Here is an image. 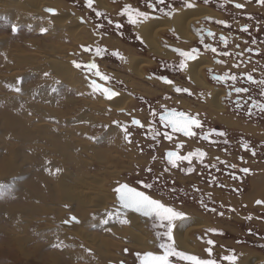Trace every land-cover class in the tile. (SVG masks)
<instances>
[{"label":"flooded vegetation","instance_id":"obj_1","mask_svg":"<svg viewBox=\"0 0 264 264\" xmlns=\"http://www.w3.org/2000/svg\"><path fill=\"white\" fill-rule=\"evenodd\" d=\"M64 1L70 10L76 12L74 15L70 11L77 22L84 25L87 34L93 40L82 48L84 51L88 49L85 51L89 56L86 57L88 59L86 65L94 62L97 64V69L89 72L86 67H82L79 71L86 73L88 82L95 80L103 87L122 91L134 101L135 108L118 112H125L122 116H127L126 121L120 120V124L127 125L128 128L131 143L125 140L127 146L137 151L144 162L132 163V168L135 170L129 177L130 180L135 178L132 182L115 183L111 191L114 198L116 197L114 188L121 183H127L137 190L151 193L153 198L160 199L161 202L184 212L187 216L194 212L202 214L207 221H210L208 222L211 226L194 234L196 244L201 245L200 251L188 253L182 250L176 243L173 232L177 249L188 254L197 255L201 259H215L217 264H229L222 257L233 253L236 257L235 264H239L245 256V250L264 257V229L251 225H255L256 221L246 216L244 220L241 219L245 223L243 226L245 234H241L239 230L241 226L236 223L235 218H231L232 215H228V213L238 215L241 211L248 210L250 205H253L254 209L260 207L264 209V204L256 203L262 201L261 199L251 204L243 202V198L247 196L246 191L252 190V179L264 174V112L253 106L264 104V96L260 95L264 86L252 84L247 80L248 75L256 81L264 80V4L259 3L258 0H208V2L165 0L163 4L157 3V0H106L107 9L99 7L94 0L91 8L88 7L87 0ZM187 3H192L193 7H185ZM238 3L242 7L237 8ZM149 4L153 5L155 10L149 7ZM126 5L134 10L147 12L153 17L149 21L166 20L172 23L174 16L197 8H202L207 14L189 24L192 39L181 38L177 33L176 23L170 24V28L158 38V44L170 56H156L142 36V31L146 28L142 26L149 21L138 25L130 24L127 16L121 15ZM164 13H172V15L169 17ZM117 24L121 27L117 28ZM245 27L248 29L247 32L243 31ZM221 37H224L225 42L221 41ZM106 40L118 42V47H109ZM97 47L105 50L99 56L95 54ZM211 48H215L216 52H212ZM174 49L197 50L196 58L186 61L185 69L180 70L178 65L183 58ZM114 53H119V57ZM135 61L148 62L146 63L148 66L142 69L145 74L144 79L137 78L129 68V65L132 66ZM197 63L204 65L201 76L205 87L197 86L190 75L194 64ZM113 64L126 74L131 84L151 89L152 94L155 95L144 96L134 92L125 79L122 80L116 73L105 70V65ZM97 70L110 79L101 80L99 76L94 75ZM225 75L229 77L226 81L216 79ZM233 75L237 76L235 82L230 79ZM164 79H170L174 84H165ZM174 87L188 91L177 93L173 90ZM235 87L248 88L249 92L237 94L234 91ZM189 92L191 95L188 94ZM219 93L222 94L221 111L213 109L211 104ZM165 108L197 116L202 123V129H195L197 132L195 137H184L181 133L172 132L170 127L166 128L159 120ZM153 112L156 113L155 116L152 115ZM133 119L140 120L142 126L133 125L131 123ZM154 132H158L159 135L154 137ZM164 132L169 133L171 140L164 138ZM219 132L225 135L223 137L216 135ZM208 133L211 135L205 140L203 136ZM178 145L182 146L178 147ZM244 145L248 146L247 149ZM169 151L176 152L178 156H187L189 153L200 151L205 155L203 158L193 156L191 164L186 160H178L173 167L167 159ZM253 151L255 155H252ZM231 165H236V168H232ZM240 168H248L250 172L243 173L239 171ZM142 182L155 183L156 186L152 189H144ZM217 192L222 194L219 195ZM114 203L115 205L110 208L112 207L115 213L119 205L115 199ZM193 206L198 210L191 208ZM119 210L125 214L129 212ZM262 212L264 214V211ZM131 213L140 218L145 225L144 228L151 235V248L147 251L129 249L130 251L127 250L125 254L130 258L124 257V261L118 264H140L137 254L141 257L147 252L162 254L159 244L165 240H158L157 233L163 232V229L158 228L154 220L139 213ZM212 213L230 222L215 226L216 224L211 221ZM258 218L264 216L259 215ZM259 223L264 224V221H258ZM209 229H215L219 234ZM238 234L241 238H236ZM218 236L221 239L217 240ZM209 239L215 241L214 246L206 243ZM208 247L213 249L211 257L205 251ZM240 254H243V257H240ZM172 259L175 262V258ZM176 264H186V262H176Z\"/></svg>","mask_w":264,"mask_h":264},{"label":"rangeland","instance_id":"obj_2","mask_svg":"<svg viewBox=\"0 0 264 264\" xmlns=\"http://www.w3.org/2000/svg\"><path fill=\"white\" fill-rule=\"evenodd\" d=\"M44 1L48 2V0ZM58 4L68 8V13L71 16L70 18L71 20H74V15L76 12L74 10H70L69 6L64 0H58L56 5ZM52 9H55L58 13H66L65 10L62 11L57 8ZM70 11H72L74 15H71ZM42 12L48 16H51L50 14L45 13L46 11ZM186 13L188 12H182V16ZM164 23L171 24L166 20ZM189 24L184 23L185 31L189 30ZM14 25L18 28L17 32L15 33L12 31V26ZM42 28H46V25L44 21L40 20L38 16H28L25 14L22 16L17 14V12L10 10V8L0 6V185H4L3 188H0V264H118L120 261H124V257L130 258V256L125 254L126 249L128 252L130 250H135L128 245H123V242L121 244V239V241L119 240L120 242L117 239L114 241V243H112V239L106 235L105 237L103 236L105 231H101L99 227H88V233H90V235L93 237L94 242H99L98 244H100L99 247H96L94 244V246L92 245L90 247L84 244L83 241H79L76 238H71L69 235L64 233V224L62 225L61 220H65L68 217L73 216L77 208L75 203H69L68 198L70 199L71 193L74 198L75 196L78 199L80 197L77 194L79 193L77 188H64L62 185H64L63 182H70L72 186H76L77 183V185H79V183H81L84 179L83 175H87V179H89V177L92 179L90 180L91 183L89 182L91 185H94V183H92L94 179L103 181V187L106 196L109 198H114V196L111 194V191L112 187L115 186V183L120 181L132 182V180L135 179L131 178L130 180L129 178L131 174L135 172V170L132 168V163L137 161L140 164L144 162V159L139 157L137 151L134 149L132 150L127 146L124 133L119 130L116 124L113 123V121L117 120L119 122L120 120H127L126 115L122 116V114H125V112L118 111L131 110L135 108L134 101L130 99V97L124 95L122 91H119L120 95H124L126 98H129L128 105L130 106L123 107L120 110H114L113 108L107 107L106 105L97 102V94L101 97L103 96L100 92H93L92 90L93 93L86 92L83 94L82 89L80 88H70L69 86H62L52 83L53 80L50 78L51 75L49 74L47 77H45L43 67H41L45 63H41V61L45 60L46 57L61 59V61H63L64 57L65 61L63 62H65V64L67 62L69 67H72L75 72L79 73L78 75L81 76L83 81L85 80L88 82L86 73L79 71L78 68L74 67L73 61H76L81 65H86V61L88 60L86 57L88 58L89 56L83 50L82 46H87L93 40H88L86 38V40L82 42H77L76 40L63 34V32H59L58 37L53 36L51 32L49 33V30L46 32H41ZM57 51L60 52V54H57ZM155 55L162 56L157 54ZM36 59L38 60L36 61ZM23 60L25 62H23ZM36 62L38 65L35 64ZM146 63L148 62L145 61V64ZM104 68L111 73H116L117 76L122 80L125 79L126 83L132 87L134 92H139L144 96H150L152 94L151 89L144 88L138 84H131L129 82V78H126V74L115 64L109 66L105 65ZM38 69L40 70L38 71ZM142 69H140L136 74L134 73V69L132 72L137 78L144 79L145 74ZM200 79L203 80L202 77H200ZM19 80L23 81L22 84L18 85L21 87L22 91L17 93L13 90V88L17 86V82ZM32 93L34 94L32 95ZM102 101L105 103L109 100L105 97L103 100L102 97ZM213 109L217 110L216 108ZM118 115L120 117H118ZM27 125L30 126L28 127ZM35 125L37 127H35ZM242 128L244 127L242 126ZM52 138L53 140L55 138V141H53ZM63 147L64 149H62ZM40 149L44 150L41 151ZM34 154L36 155L34 156ZM59 154L63 155V157H61ZM45 162L47 163L46 165ZM44 168L46 169L44 170ZM57 169H59V172L56 171ZM33 172L36 175H34ZM38 173L43 178V180L40 176H38ZM45 173L48 175H44ZM35 176H38V182L36 181ZM256 178L257 177L254 179ZM254 179H252V181ZM50 180L53 182L51 183ZM28 185L31 186L29 187ZM30 188L32 191L29 190ZM252 190L246 191L247 196L248 194L252 196ZM217 193L219 195L222 194L221 192ZM53 195L55 198L51 197V199L50 196ZM31 199L33 201H31ZM259 199L264 201L262 198ZM75 200L78 201L77 199ZM33 202L37 204H34ZM237 202L240 203V201ZM113 203L114 201L107 207V210L110 212L112 211L110 206L115 205V203ZM248 204L251 203L248 202ZM42 206H44L43 211H41ZM252 206L253 205H250L248 210L241 211V213H238V215L228 213V215H232L231 218H235L236 223L241 226L239 229L241 234H245V228L243 227L245 226V223L241 221V219L244 220V217L246 216H248L247 218L251 217L256 221L255 225H251L256 227L260 226L264 229L263 223H259L260 225L258 224V221H264V218H258L259 215L264 216V214H262L264 209L262 207L254 209V206ZM191 208L198 210L195 206ZM64 210L67 212L65 213ZM34 212L38 214L36 215ZM192 214L195 216L199 215V219H202L206 222L209 221H207V219L198 212L197 214L196 212ZM210 216H213L211 221L213 224H216L215 226L230 222L229 220L220 219L217 214L212 213ZM28 217L36 219L31 220V218L29 219ZM223 217L226 218L225 216ZM44 222L46 224H44ZM74 224L79 225L80 223ZM177 224L178 223H176V226ZM202 229L203 228L198 229L196 232L188 235L189 240L192 241L191 243L196 249L198 248L199 251L201 245H198L199 243L196 244L193 236ZM31 230L35 231L31 233ZM18 231H20V235L17 236ZM175 231L176 228L174 230V234ZM15 236H21L18 238V243L20 245L23 244L22 246L24 249L22 246H18ZM236 238H241L240 234H238ZM43 239L44 241H42ZM218 239L221 238L218 236L217 240ZM49 240L52 242H48ZM106 241H110L111 243L109 248L104 246ZM71 242L76 243L77 245L73 246L71 245ZM58 244L61 246L56 247L55 245ZM112 245H114L113 248L116 247V249H112ZM119 245L121 246L119 247ZM61 248L62 250H60ZM59 250L61 252H59ZM74 251L78 256L72 257V259L69 258L68 253L71 254ZM244 252V257H247L250 253H252V251L247 250ZM49 253H51V255ZM255 254L260 256L262 259L264 258L257 253ZM100 255L101 257L99 258ZM240 257H243V254H240ZM244 257L242 259H244Z\"/></svg>","mask_w":264,"mask_h":264},{"label":"bare ground","instance_id":"obj_3","mask_svg":"<svg viewBox=\"0 0 264 264\" xmlns=\"http://www.w3.org/2000/svg\"><path fill=\"white\" fill-rule=\"evenodd\" d=\"M58 0H48V2L44 1V0H0V6L1 7H7L10 8V10H13L15 12H17V14L22 15H28V16H38L40 18V20H43L47 30H49V33L51 32L53 36H58L59 32H63V34L67 35L68 37L76 40L77 42H82L84 40H86V38L92 39V37H90L87 34L86 29L84 28V25L79 24L77 22V20L74 18V20H71V16L68 13V8H65L63 6H60L59 4L56 5V2ZM62 1V0H59ZM95 4H98L99 7L101 8H107V4H106V0H94ZM52 9V8H57L60 10H67L66 13H58L56 11V15H51L48 16L46 14H44L42 11H45V9ZM108 9V8H107ZM9 12V11H7ZM186 14H184L182 16V12L176 16H174V22L176 23V30L178 35H181V38L183 39H192V35L189 32V30L185 31L184 30V23H192L195 20H198L201 17L206 16V12L200 8H197L196 10H186ZM182 16V17H181ZM75 17V16H74ZM189 20V21H188ZM186 21V22H185ZM155 22V23H154ZM174 22H170L171 24H174ZM170 24H166L164 23V21H149L147 23H144L142 27H146L143 31H142V36L146 41V44H148L149 49L154 52L157 55H168L170 56V54H167L164 50H162V48L160 47V45L158 44V37H160V35L166 31L167 28L169 27ZM142 29V28H141ZM141 32V31H140ZM59 37V36H58ZM85 37V38H84ZM113 40H106V43L109 44V47H118V42H112ZM18 45V44H17ZM125 47V46H124ZM17 48V47H16ZM34 48V47H33ZM111 49V48H110ZM115 49V48H114ZM122 50H124L123 48H121ZM120 50V49H119ZM121 50V51H122ZM127 51V50H124ZM167 51V50H166ZM129 52V51H128ZM133 52V51H132ZM12 53V52H11ZM57 54H60V52H56ZM134 53V52H133ZM17 56V55H16ZM20 56V55H19ZM25 56V55H24ZM137 56V55H136ZM27 57V56H26ZM33 57V56H32ZM172 57V56H171ZM29 58V57H28ZM10 59V58H9ZM17 59V58H16ZM15 59V60H16ZM35 59V58H34ZM135 59V58H134ZM133 59V60H134ZM18 60V59H17ZM27 60V59H25ZM29 60V59H28ZM33 60V59H32ZM38 59H36L37 61ZM137 60V59H136ZM140 60V59H139ZM142 60V59H141ZM199 60V59H198ZM8 61V60H7ZM35 61V60H34ZM41 61V59H40ZM63 61H65L64 57H63ZM61 61V59H55L52 57H46L45 60L41 61V63L45 62L43 66V71L44 73L47 72L51 75V80L52 83L55 84H59V85H65V86H69L70 88L72 87H77L82 89L83 94L86 92H92V88L89 87V82H86L85 80L83 81V79H81V76H79L78 72H75V70L72 69V67H69L66 62ZM197 61V60H196ZM9 62V61H8ZM23 62H25L23 60ZM132 62V61H131ZM199 62V61H198ZM202 62V60H201ZM13 63V62H12ZM130 63V62H129ZM191 63V62H190ZM195 63V62H194ZM16 64V63H14ZM34 64V63H33ZM36 65H38V63H35ZM208 64V63H207ZM20 65V64H18ZM25 65V64H23ZM40 65V64H39ZM17 66V65H16ZM130 69L133 71L134 69V73L136 74L140 69H142L144 66H148V64H145V61H135L133 62V65H129ZM8 68V67H7ZM192 68V66H191ZM204 68V65L197 63L194 64L193 67V71L191 72L190 75H192L191 77L193 78V80L196 82L197 86L199 87H205V83L203 80L200 79L201 76V71ZM14 69V68H13ZM42 69V68H40ZM38 69V71L40 70ZM13 71V70H11ZM29 72V71H28ZM37 72V71H36ZM35 72V73H36ZM41 73V72H40ZM33 74V73H32ZM5 75V74H3ZM31 75V74H30ZM37 75V74H35ZM12 76V74H11ZM19 76V75H18ZM9 77V76H8ZM14 77V76H13ZM12 78V77H11ZM219 91V90H218ZM217 91V92H218ZM93 93V92H92ZM34 93H32L33 95ZM26 95V94H25ZM93 95V94H92ZM221 93L216 94V96L214 97V99L211 101L212 107L216 108L218 111H221V105H220V97H221ZM36 97V96H35ZM103 100H104V96ZM102 97L100 95L97 94L96 96V100L97 102L106 105L107 107L113 108L114 110L117 109H122L123 107H129L130 105H128V101L129 98H126L124 95H118L116 97H114L111 101H107V102H103L102 101ZM131 99V98H130ZM7 101V100H6ZM9 102V101H8ZM102 106V105H101ZM131 109V108H130ZM124 111V110H123ZM10 113V112H7ZM10 115V114H8ZM11 116V115H10ZM7 117V116H6ZM21 118V117H20ZM84 118V117H83ZM23 120V119H22ZM12 121V120H11ZM27 121V120H26ZM31 121V120H29ZM32 123V122H31ZM22 124V123H21ZM34 125V124H33ZM55 125V124H54ZM28 126V125H27ZM30 126V125H29ZM28 126V127H29ZM7 127V125H6ZM35 127H37L35 125ZM26 128V127H25ZM34 128V126H33ZM31 128V129H33ZM37 130V128H36ZM38 131V130H37ZM44 131V130H43ZM35 133V132H34ZM65 133V132H64ZM67 134V133H66ZM65 134V135H66ZM35 136V135H34ZM69 136V135H68ZM31 137V136H30ZM36 137V136H35ZM47 137V136H45ZM44 137V138H45ZM71 138V137H70ZM53 140V138H52ZM66 140V139H65ZM55 141V138L54 140ZM31 142V141H30ZM49 143V142H48ZM59 143V142H58ZM61 145V144H60ZM33 146V145H32ZM35 146V145H34ZM37 146V145H36ZM40 146V145H38ZM59 146V145H57ZM19 148V147H18ZM32 148V147H31ZM36 148V147H35ZM56 148V147H55ZM60 149V148H59ZM57 149V150H59ZM64 149V147L62 148ZM72 149V148H71ZM75 149V148H74ZM23 150V149H22ZM35 150V149H32ZM41 151H43L42 149H40ZM25 151V150H24ZM31 151V150H30ZM46 151V150H45ZM68 151V150H67ZM76 151V150H75ZM52 152V151H51ZM64 152V151H63ZM73 152V151H72ZM12 153V150H11ZM27 153V152H25ZM38 153V152H37ZM54 153V152H53ZM23 154V153H22ZM21 154V155H22ZM41 154V153H40ZM49 154V153H48ZM36 154H34L35 156ZM38 155V154H37ZM54 155V154H53ZM56 155V153H55ZM54 155V156H55ZM61 155V154H59ZM49 156V155H48ZM57 156V155H56ZM41 157V156H40ZM61 157H63V155H61ZM14 158V157H12ZM33 158V157H32ZM35 158V157H34ZM36 159V158H35ZM43 159V158H42ZM45 159V158H44ZM52 159V158H51ZM102 159V158H101ZM34 160V159H33ZM46 160V159H45ZM66 160V159H65ZM22 161V160H21ZM25 161V160H24ZM43 161V160H42ZM47 161V160H46ZM52 161V160H51ZM40 162V161H39ZM33 163V161H32ZM43 163V162H42ZM6 164V163H5ZM26 164V163H25ZM47 163L45 162V165ZM4 165V164H3ZM52 165V164H51ZM55 165V164H54ZM63 166V165H62ZM1 167V166H0ZM41 167V165H40ZM46 167V166H45ZM51 167V166H50ZM1 169V168H0ZM43 169V168H42ZM46 168H44L45 170ZM40 170V169H39ZM52 170H53V166H52ZM83 170V169H82ZM3 171V170H2ZM30 172V171H29ZM32 172V171H31ZM37 172V171H36ZM43 172V171H42ZM45 172V171H44ZM63 172V171H62ZM61 172V173H62ZM2 173V172H1ZM30 174V173H29ZM34 174V172H33ZM53 174V173H52ZM36 175V174H34ZM33 175V177H34ZM44 175H48V174H44ZM67 175V174H66ZM19 176V174H18ZM27 176V175H26ZM29 176V175H28ZM32 176V175H30ZM38 176L39 173H38ZM37 176V177H38ZM84 179L82 180L81 183H79V185L76 186H72L70 182H63L64 185H62L64 188L65 187H74L77 188V190L79 191V193H77L79 195V199L75 196L72 195V193L70 194V199L69 203H75L76 204V210H75V214L74 216H76L77 218H79L80 224L76 225L74 223H72L71 225H66L63 223L64 220H61L62 225H63V230L64 233L69 235L71 238H76L79 241H83L84 244L88 245V246H92L93 244L96 247H99L100 244H98L99 242H94L93 237L90 235V233H88V227H99L101 229V231H105L103 233V236L105 237V235L107 237H109L110 239H112V243H114V241H116L118 239V241H121V244L123 242V245H128L132 248H134L135 250H141V251H147L151 248L150 245V241L152 240L151 235L149 234V232L147 231L143 222H141L140 218L134 214H132L131 212L126 214V218L128 220V223L121 225L118 220L115 218V213L112 211L114 218L112 220L109 221V223L107 225H105L103 223L104 219H107V213L110 212L109 210H107V207L110 203H112L114 201L115 198H109L108 196H106L105 192H104V187H103V181L98 180V179H94L92 181V183H94V185H91L90 183V177L89 179H87V175H83ZM119 176V175H118ZM36 177V176H35ZM37 177L35 178L37 181ZM41 177V176H40ZM31 178V177H30ZM42 178V177H41ZM40 178V179H41ZM58 178V177H56ZM61 178V177H60ZM23 179V178H22ZM25 179V177H24ZM32 179V178H31ZM39 179V178H38ZM46 179V178H45ZM66 179V178H65ZM43 180V178H42ZM62 180V178H61ZM89 180V181H88ZM28 181V180H27ZM33 181V180H32ZM35 181V180H34ZM51 181V180H50ZM38 182V181H37ZM53 181H51L52 183ZM90 182V183H89ZM34 183V182H33ZM40 184V182H39ZM44 184V182H43ZM74 184V183H73ZM38 185V184H37ZM45 185V184H44ZM56 185V184H55ZM54 185V186H55ZM29 186V185H28ZM31 186V185H30ZM29 186V187H30ZM252 186H253V190L251 192V195L245 196L243 198V202L246 203H252V200L254 201L255 199H259L262 198L264 200V175H261L259 177H257L256 179L253 180L252 182ZM38 187V186H37ZM45 187V186H44ZM40 188V187H38ZM63 188V189H64ZM45 189V188H44ZM49 189V188H48ZM29 190L32 191V189L30 188ZM74 190V189H72ZM48 191V190H47ZM62 191V190H61ZM64 191V190H63ZM51 192V191H50ZM17 193V191H16ZM28 193V192H27ZM40 193V191H39ZM38 193V194H39ZM30 194V193H29ZM49 194V192H48ZM47 194V195H48ZM41 195V194H40ZM51 195V194H50ZM68 195V194H67ZM76 195V194H74ZM46 196V195H45ZM28 197V195H27ZM41 197V196H40ZM39 197V199H40ZM54 197L53 196H50ZM33 198V197H32ZM44 198V197H43ZM55 198V197H54ZM30 199V198H29ZM52 199V198H51ZM75 199H77L78 201H76ZM45 200V198H44ZM116 200V199H115ZM31 201H33L31 199ZM36 201V200H35ZM34 201V202H35ZM38 201V200H37ZM53 201V200H52ZM33 202V203H34ZM46 202V201H45ZM32 203V204H33ZM51 203V202H50ZM37 204V203H34ZM55 204V203H53ZM114 204V203H113ZM18 205V204H17ZM21 205V204H20ZM43 205V204H42ZM57 205V204H56ZM55 205V206H56ZM41 206V205H40ZM49 207V205H48ZM44 206H42V210L43 211ZM112 208V207H111ZM41 209V207H40ZM37 210V209H36ZM47 210V209H46ZM49 210V209H48ZM53 210V209H52ZM60 210V209H59ZM38 211V210H37ZM51 211V210H50ZM48 211V212H50ZM55 211V210H54ZM53 211V212H54ZM65 213L67 212L66 210H64ZM117 211V210H116ZM33 212V211H32ZM35 213V212H34ZM33 213V214H34ZM41 213V212H40ZM47 213V212H46ZM36 214V213H35ZM38 214V213H37ZM36 214V215H37ZM42 214V213H41ZM57 214V213H56ZM73 214V213H72ZM46 215V214H45ZM54 215V214H53ZM33 216V215H32ZM47 216V215H46ZM36 217V216H35ZM40 217V216H39ZM58 217V216H57ZM60 217V216H59ZM190 219L186 220L184 222H180L178 221L174 234V237L176 239V243L178 244V246L184 250L187 251L188 253H196L197 250H199L198 248L196 249L194 247V245L191 243L192 241L189 240L188 235L191 233L196 232L198 229L201 228H208L211 226L210 223L199 219V215L195 216L194 214H190L188 216ZM29 219L31 217H28ZM42 218V217H41ZM36 219V218H31V220ZM47 219V218H46ZM49 219V218H48ZM59 219V218H58ZM54 220V219H53ZM51 220V221H53ZM41 221V219H40ZM43 221V220H42ZM45 221V218H44ZM58 221V220H56ZM28 222V221H26ZM36 222V221H35ZM49 222V221H48ZM55 222V220H54ZM53 222V224H54ZM44 224H46L44 222ZM59 224V223H58ZM41 225V224H39ZM55 225V224H54ZM57 225V223H56ZM49 226V225H48ZM60 226V225H59ZM32 227V225H31ZM50 227V226H49ZM54 227V226H53ZM17 228V227H16ZM20 229V228H19ZM46 229V228H45ZM49 229V228H47ZM51 229V228H50ZM22 230V228H21ZM16 231V229H15ZM32 231V230H31ZM35 231V230H33ZM33 231L31 233H33ZM20 231L17 232V236L20 235L19 234ZM35 233V232H34ZM40 233V232H39ZM54 233V232H53ZM30 234V232H29ZM37 234V231H36ZM22 235V234H21ZM15 236V240H17V244L19 247H21L22 245H20L18 243V238L21 237H17ZM24 237V236H23ZM22 237V239H23ZM31 237V236H30ZM194 237V236H193ZM26 238V237H24ZM66 238V237H65ZM21 239V240H22ZM27 240V239H25ZM56 240V239H55ZM73 240V239H71ZM24 241V240H23ZM22 241V242H23ZM44 241V239L42 240ZM60 241V240H59ZM69 241V240H68ZM67 241V243H68ZM76 241V240H74ZM73 241V242H74ZM78 241V242H79ZM111 241V240H110ZM110 241H106L104 243V246H107L108 248L110 247L111 243ZM119 241V242H120ZM16 242V241H15ZM38 242V241H37ZM47 242V241H46ZM48 242H52V241H48ZM56 242V241H55ZM71 242V245L76 246V243ZM94 242V243H93ZM101 242V241H100ZM24 243V242H23ZM27 243V242H26ZM36 243V241H35ZM54 243V242H53ZM116 243V242H115ZM48 244V243H47ZM70 244V243H69ZM102 244V243H101ZM119 244V243H118ZM6 245V243H5ZM9 245V244H7ZM13 245V244H12ZM37 245V244H35ZM41 245V244H38ZM46 245V244H45ZM68 245V244H67ZM93 245V246H94ZM115 245V244H114ZM112 245V249H116L113 248ZM117 245V244H116ZM199 245V244H198ZM11 246V245H9ZM15 246V245H14ZM44 246V245H43ZM121 245H119L120 247ZM23 247V246H22ZM51 247V246H50ZM106 247V248H107ZM11 248V247H9ZM63 248V247H62ZM62 248L60 250H62ZM77 248V247H76ZM21 249V248H20ZM24 249V247H23ZM80 249V248H79ZM118 249V248H117ZM59 250V252H61ZM111 250V249H110ZM44 251V250H43ZM70 251V250H69ZM107 251V250H105ZM21 252V251H20ZM72 252V251H71ZM83 252V251H82ZM37 253V252H36ZM68 253V252H67ZM51 255V253H49ZM68 257L72 259V257H76L78 255H76V252L74 251L73 253H68ZM109 254V253H108ZM41 255V254H40ZM53 255V254H52ZM59 255V254H58ZM110 256V255H109ZM101 257V255L99 256V258ZM59 258V257H58ZM109 258V257H108ZM50 259V258H49ZM54 259V258H53ZM117 259V258H116ZM103 260V259H101ZM110 260V259H109ZM47 261V260H46ZM57 261V260H56ZM59 261V260H58ZM238 261V260H237ZM52 263V262H51ZM75 263V262H74ZM55 264V263H54ZM239 264H264V258H260V256L256 255L253 251L252 253L249 254V256L244 257V259H242V261L239 262Z\"/></svg>","mask_w":264,"mask_h":264},{"label":"snow or ice","instance_id":"obj_4","mask_svg":"<svg viewBox=\"0 0 264 264\" xmlns=\"http://www.w3.org/2000/svg\"><path fill=\"white\" fill-rule=\"evenodd\" d=\"M205 2H208V0H205ZM259 3L264 4V0H258ZM157 3L163 4L165 3V0H157ZM87 5L88 7H92L93 5V0H87ZM149 7L154 9V6L149 4ZM185 7L191 8L193 7L192 3H187ZM237 8L242 7L241 4H236ZM46 12L51 13L52 15H56V10L55 9H45ZM165 15H168L169 17L172 15V13H164ZM97 15H102V13H97ZM121 15L127 16L128 22L132 25H138V23L141 22H147L153 17H150L147 12L144 11H139V10H134L130 6H125L122 10ZM83 22V21H82ZM111 23V22H110ZM117 28H120L121 25L117 24ZM18 28L17 26H12V31L13 33L17 32ZM46 28H42L41 32H46ZM243 31L247 32L248 29L245 27ZM209 35H212V33H209ZM137 39H140L137 37ZM221 41H224V37H221ZM205 47H208L205 45ZM85 51H88V49H85ZM103 51H105L102 48L97 47L95 50V54L99 56ZM174 51L178 52V55L183 58L181 62L178 65V68L180 70H184L186 67V61L188 60H194L196 58V52L197 50L193 51H182L179 49H174ZM212 52H216L215 48H211ZM227 55L228 53H224ZM114 55L119 57V53H114ZM123 59V57H120ZM74 67L80 69L82 67H86L89 72H92L93 70L97 69V64L96 63H88L87 65L82 66L80 63H77L76 61H73ZM45 77L49 75V73H44ZM94 75L99 76L101 80L108 81L110 77L107 75H101V73L97 70L94 72ZM218 81H226L229 79L227 75L221 76V77H216ZM230 79L235 82L237 80V76L233 75L230 77ZM247 80L250 81L252 84H259L264 86V80L256 81L251 75L247 76ZM22 80H19L17 82V86L13 88V90L17 93H20L22 91L21 87H19V84H22ZM163 82L165 84L173 85L174 82L170 79H164ZM89 87L92 88L93 92H100L102 95L108 99L112 100L114 97L120 95L118 91H113L110 88L107 87H101L100 84L96 83L95 80L90 81ZM177 93L181 92H187V89L180 88V87H174L173 89ZM234 91L239 94V93H247L249 92L248 88H243V87H235ZM191 95V93H188ZM230 95V93H229ZM260 95L264 96V88L261 89ZM165 99H169V97H165ZM254 107H257L261 112H264V104H254ZM251 114V113H249ZM153 116L156 115L155 112L152 113ZM159 120L161 123L165 125V127H170L172 132L175 133H181L184 137H195L197 135V132L195 129H202V123L200 119H198L197 116H193L190 114H186L183 111H176L174 109L169 110L167 108L164 109V114L159 116ZM114 124H116L122 132L125 133L124 138L128 140L131 143V140H129V133H128V128L127 125H121L119 121H113ZM133 125L136 126H142L141 121L138 119H133L131 121ZM158 132H154L153 136H158ZM211 135V133L205 134L203 138L205 140L208 139V136ZM216 135H219L223 137L225 133L219 132L216 133ZM163 136L165 139L171 140V136L169 135L168 132H164ZM182 145H178L180 147ZM245 149H247V145H244ZM205 155L204 152H196V153H189L187 156H178L176 152L174 151H169L167 152V159L168 162L175 167L176 162L178 160H186L191 164L192 162V157L197 156L200 158H203ZM252 155H255V152H252ZM241 161L243 162V158L241 157ZM232 168H236V165H231ZM59 172V169L56 170ZM149 171H152L149 169ZM239 171L243 173H249L250 169L248 168H240ZM51 174V173H50ZM233 179H237V177H233ZM143 188L144 189H152L156 185L155 183H147V182H142ZM4 185H0V188H3ZM114 192L116 194V202L119 205V209L127 210L129 212H134V213H139L140 215L147 217L149 219H152L156 222V225L158 228L163 229V232H158L157 233V239L158 240H165V242H162L159 244V248L162 250V254H154L152 252H147L145 253L142 257L137 254V258L140 259V264H176V262H186V264H217V261L215 259H201L197 255L193 254H188L184 251L178 250L174 238H173V232L176 227V222H184L186 220H189L190 218L187 216L182 211L176 210L172 206H168L165 203L161 202L160 199L153 198V195L151 193H146L143 190H137L135 187L129 186L127 183H121L117 187L114 188ZM256 203L259 204H264V201H256ZM67 207V206H65ZM117 210L115 212V218L118 220V222L123 225L128 223V220L126 218V214H122L120 210ZM107 219L103 220V223L107 225L110 220L114 218V215L112 212H108L107 214ZM251 217H249L250 219ZM77 223L79 224L80 221L76 216H70L67 219L63 221L64 224L66 225H71L72 223ZM209 231L216 233L215 229H209ZM219 234V233H216ZM166 238V239H165ZM206 243L209 246H214L215 241L209 239L206 241ZM56 247H60L61 245H55ZM205 251L208 253L209 257L212 256V247H208L205 249ZM127 252V249L125 250ZM175 258V262L173 261L172 258ZM223 260H226L229 262V264H235L236 257L234 253L229 256L222 257Z\"/></svg>","mask_w":264,"mask_h":264},{"label":"water","instance_id":"obj_5","mask_svg":"<svg viewBox=\"0 0 264 264\" xmlns=\"http://www.w3.org/2000/svg\"><path fill=\"white\" fill-rule=\"evenodd\" d=\"M49 13V12H48ZM51 14V13H50ZM52 15V14H51ZM97 83V82H96ZM101 87H103V86H101ZM122 214H125V213H122Z\"/></svg>","mask_w":264,"mask_h":264}]
</instances>
